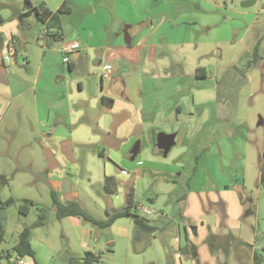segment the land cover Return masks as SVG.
Returning <instances> with one entry per match:
<instances>
[{
	"label": "rangeland",
	"instance_id": "obj_1",
	"mask_svg": "<svg viewBox=\"0 0 264 264\" xmlns=\"http://www.w3.org/2000/svg\"><path fill=\"white\" fill-rule=\"evenodd\" d=\"M64 1L0 0L4 42L15 36L22 48L33 43L28 70L13 65L0 45V69L3 62L11 72L20 68L30 76L28 82L0 84V199H13L0 211V264H67L87 251L99 254L94 264H264V0L250 5V0H66L71 13L61 15L60 33H79L82 47L89 45L87 30L94 33L92 45L108 39L125 46L136 31L129 29L133 21H147L137 39L147 37L154 45V61L117 64L107 87L119 102L104 116L99 99L88 104V96L102 94L100 73L82 79L79 90L58 53L44 60H50L44 73L57 90L50 88L48 95L39 90L34 97L30 89L45 30L34 14L19 13L43 5L56 11ZM113 6L122 8L119 14L127 20L115 34ZM146 16L157 27L153 36ZM100 52H86L91 65ZM253 58L247 82H226L217 102L215 83L224 71ZM198 67L206 77H196ZM68 102L86 104L82 112L73 107L72 116L67 109L59 112ZM47 107L53 111L46 118ZM86 109L88 116L82 115ZM179 130L182 135L163 156L157 145ZM137 142L139 153L130 160ZM109 174L119 181L116 195L104 192ZM130 187L158 228L139 241L128 218L103 228L77 217L58 218L51 198L54 191L61 203L75 201L98 221L106 219L105 210L122 207ZM24 227L31 229L35 254L17 259L12 247Z\"/></svg>",
	"mask_w": 264,
	"mask_h": 264
},
{
	"label": "crops",
	"instance_id": "obj_2",
	"mask_svg": "<svg viewBox=\"0 0 264 264\" xmlns=\"http://www.w3.org/2000/svg\"><path fill=\"white\" fill-rule=\"evenodd\" d=\"M61 3H63V2H61ZM44 7H45V5L42 8H44ZM33 8H35V7H33ZM57 8H56V10H57ZM113 9H114L113 15L115 17L114 21H115V24L117 26L115 27L114 30L111 31V34H115V32H118V30H122L124 25L127 22V20L123 19L119 14L123 10L122 8L113 6ZM51 12H55V10L51 11ZM20 13H19V15H20ZM70 13H71V9H70ZM32 14H34V13L27 15V17L31 16ZM34 17H35L34 19L36 22H41L36 17L35 14H34ZM144 18L150 22L149 29L151 30V32L149 33L148 36H153L157 27L154 28L153 25H151L153 23L150 21V19H151L150 16H146ZM134 20H135V18H134ZM141 21H145V20L144 19L135 20V21H133L134 24H131V26L129 27V29L134 27V30L136 27V31L134 32V37H136V40H134V37H133V40L128 42V44L125 46L120 45V44L112 45L109 43L108 39H105V41L98 40L97 41L98 45H92L93 42H95L94 38H93L94 33L91 30H87L88 33H87L86 38H88V42H89L88 43L89 45H87V47H82L81 41H80L81 35L79 33L75 32V34L73 36H69V37H64L62 35V33H58L59 36H56L57 32H55L53 29H51V30L47 29L45 23L42 22L44 24V30H45L44 32L45 33L42 37L41 54H40L41 59L39 58L40 59L38 62L39 66L37 64V70H36L34 76L30 80V82H31L30 89L33 91L34 97H36L39 90H40V92H42L46 95H48V91L50 88H51V90L52 89L57 90L58 85L53 84L52 80H50L48 78L50 75H47L44 73L46 71L45 65L49 64L50 60H48L47 63H44V60L47 57H50L56 53L61 55L59 49H60V46L62 44L78 43L79 48L77 50L73 51V53L71 54V60L69 61V63L67 65L69 67H71V69L69 71L72 72L77 77L79 90H81V88H82V84H81L82 79H86V80H88L90 78L93 79L95 77V74L100 73V77H101L102 81H105V83L102 82V89H101L102 94H101V96H98L96 94L88 96V98H89L88 104H89V100H92L94 98L99 99L100 100L99 108L103 112V116L105 115V113H107L109 111L110 108H116L119 101L116 98H114L112 95H110V88L107 87V85L109 83L113 82L114 75L118 70L117 64L119 62L124 61L125 63H127L129 65H133V64L141 63L142 60H145L146 62L151 63L154 61V58H155L154 45L152 43H147V42H149L147 37H141L140 36V38L137 39V37H139V35H141V33H140L141 30L143 28L147 27V21L145 23H143ZM164 21H165V18L163 17L157 23H158V25H161L164 23ZM138 22H140V23L137 24ZM139 27H142V29L140 30ZM12 40H14V42H12ZM19 41L20 40L19 39L17 40L16 37L14 36L11 39L4 42V39H2V37L0 36V45L1 46L5 45L6 49H7V46L9 45L11 47V49L14 51V54L11 53V59L14 60V63H12V64L16 65L17 67H26V69L28 70V66L31 62L30 52H31V47L33 46V43L32 44L26 43L24 48H22L20 45H17V43ZM48 43L50 44V47H48V45H49ZM98 49L101 50V52L98 53L94 57L96 59L94 60V64L91 65V61L93 60V57H90L89 54L86 52L91 51V50H98ZM32 53L34 56L37 54L36 48H34L32 50ZM61 60H62V56H61ZM11 62H12V60H11ZM64 64H66V63H64ZM106 65L110 66L108 74L105 73V71H103V67ZM7 66L8 65H6L2 62V70L0 69V84L10 86L11 83H13V81H18L19 78L23 82H28V77H30V76H26L25 74H23V71L20 68H16L14 71L11 72V69L8 66L10 71L8 73H6L4 70V67H7ZM9 74L13 77L11 80L9 79V76H7ZM54 76H57L56 73L53 74V77ZM59 77L64 78V76H57V78H59ZM107 80H110V81L107 82ZM44 83L47 84L46 87L43 86ZM28 88L29 87L26 88L27 91H28ZM61 89L62 88H59L58 90H61ZM22 91H23V89H22ZM19 94L17 96H19ZM22 95H23V93H22ZM101 97L107 98L105 100V102L101 101ZM108 99H111L113 102H111ZM58 104H60V103H58ZM85 104L86 103H75V104H73L72 102L61 104L62 107H61V111H59V112L62 113L63 111H65V109H67V112L69 111L68 114L75 116L76 113H74V110H71V109L73 107H75L76 110H79L78 112H82V107H84ZM87 110L88 109H86V111H83L82 115L88 116ZM46 111H47V113H46V118H47V115L49 116V114L51 113V111H53V109H52V107H47ZM106 130L107 131H105V132L109 131L108 129H106ZM129 158H130V155H129ZM121 173L126 175V172H124L123 170L121 171ZM109 175L114 176V174H109ZM121 231H123V234H124V230L121 229ZM124 236L126 237V233L124 234ZM176 242H177V239L174 240V243H176ZM241 243H243L242 240L238 239V241H237L238 246L234 247V249L237 251L235 258L238 261H240L241 257H242L241 256L242 251L239 247L241 245ZM174 246H175L176 250L178 251L179 245L175 244Z\"/></svg>",
	"mask_w": 264,
	"mask_h": 264
},
{
	"label": "trees",
	"instance_id": "obj_3",
	"mask_svg": "<svg viewBox=\"0 0 264 264\" xmlns=\"http://www.w3.org/2000/svg\"><path fill=\"white\" fill-rule=\"evenodd\" d=\"M44 6V5H43ZM42 8V7H41ZM31 13H34L36 17L43 23H45L46 28L51 30L53 29L56 33V36H59L61 29V15L70 13V7L66 4V2L61 3L55 12L49 11L46 7L42 8V11L39 12L37 8H29L25 12L20 13V17H25ZM8 53H13L14 51L11 47L7 46ZM256 63V59L248 60L243 67H235L230 66L227 70L224 71L221 78L215 83V92H216V100L217 102H221L220 98L221 87H227L226 82H231L234 85L242 86L247 82V72L254 66ZM254 64V65H253ZM71 69V67H69ZM195 75L197 78H204L207 75L206 70L203 67H198L195 70ZM230 79L232 81H230ZM234 79V80H233ZM232 94V93H231ZM107 98L101 97V101L105 102ZM113 102L111 99H108ZM119 187V181L113 175H106L103 179V189L104 192L108 195H114L117 193ZM51 198L53 202V206L55 208L56 216L58 218L64 217H77L81 218L84 221L93 223L100 228L107 227L112 225L116 220L120 218H128L132 221L133 224V239L135 241H139L143 234H154L157 231V227L153 224H150L146 218V216L142 215L138 211V206L134 199V189L130 187L125 191V201L122 207L115 211L110 212L105 210L106 219L104 220H95L92 216H90L85 210L81 208V206L75 201H69L66 203H61L57 198L54 191H51ZM13 203L12 198H8L4 201L0 199V211L10 206ZM20 211L25 214L27 212V207L22 206ZM42 218H39L36 224L42 223ZM4 229L2 223H0V241L3 238ZM30 235L31 229L29 227H24L18 234V241L12 247V254L17 258L23 257H31L34 258V251L31 247L30 243ZM99 254H95L91 251L85 252L84 256L80 259H68L67 264H94L98 258ZM10 258V254L7 253L6 259ZM10 264V263H9ZM35 264H37L35 262Z\"/></svg>",
	"mask_w": 264,
	"mask_h": 264
},
{
	"label": "water",
	"instance_id": "obj_4",
	"mask_svg": "<svg viewBox=\"0 0 264 264\" xmlns=\"http://www.w3.org/2000/svg\"><path fill=\"white\" fill-rule=\"evenodd\" d=\"M254 0H250L247 5H250L253 3ZM38 11L41 12L42 8H38ZM182 135V131L179 130L178 132L174 134H170L166 136L159 144L157 145V148L162 151L163 156H166L168 152L170 151L171 147L176 143V141L179 139V137ZM140 147H139V142H137L133 148L130 151V160H134L137 154L139 153ZM68 186L66 182L63 183L62 186V192H67L68 191Z\"/></svg>",
	"mask_w": 264,
	"mask_h": 264
},
{
	"label": "built area",
	"instance_id": "obj_5",
	"mask_svg": "<svg viewBox=\"0 0 264 264\" xmlns=\"http://www.w3.org/2000/svg\"><path fill=\"white\" fill-rule=\"evenodd\" d=\"M12 42H14V40H12ZM78 48H79L78 43H65V44H62L60 46V49H59L60 53H61V56H62V62L68 64L69 61L71 60V54L73 53V51L77 50ZM4 60L7 61V62L10 61V56H5ZM109 69H110L109 65H106V66L103 67V71H105V73H107V74L109 72ZM4 70H5L6 73H8L10 71L8 66L4 67ZM138 211L144 216H148L150 214L149 209H147V208H145L143 206H138ZM6 256H7V253L2 254V257H6Z\"/></svg>",
	"mask_w": 264,
	"mask_h": 264
}]
</instances>
